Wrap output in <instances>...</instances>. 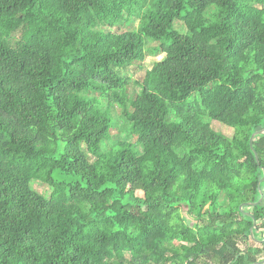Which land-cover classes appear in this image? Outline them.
I'll use <instances>...</instances> for the list:
<instances>
[{
    "label": "trees",
    "instance_id": "1",
    "mask_svg": "<svg viewBox=\"0 0 264 264\" xmlns=\"http://www.w3.org/2000/svg\"><path fill=\"white\" fill-rule=\"evenodd\" d=\"M260 128L264 0H0V264L261 262Z\"/></svg>",
    "mask_w": 264,
    "mask_h": 264
},
{
    "label": "rangeland",
    "instance_id": "2",
    "mask_svg": "<svg viewBox=\"0 0 264 264\" xmlns=\"http://www.w3.org/2000/svg\"><path fill=\"white\" fill-rule=\"evenodd\" d=\"M146 3L149 0H144ZM123 21L120 22L117 26L113 28H102L104 32L110 31L113 33H122L128 30H136L138 27L139 20L136 19L135 17L128 18L127 22V16L124 14L123 16ZM178 28H182L183 26H178ZM145 44H146V51H145V58L143 63L141 64L140 67L136 65H129L125 66L121 70H119L120 75L124 77H128L130 79V84L128 86V93L132 94L133 92L137 93L140 90V84L142 82V79L144 77V74L147 70H149L152 66V64L155 61H159L162 58V55L160 52L154 51V48L157 46L156 43L145 39ZM106 104H103V107H105ZM112 116L115 118V124L111 130V140H123L126 139L129 141L127 132L125 129V124L124 121L118 116V110H113ZM209 126L211 129H213L215 132L221 133L222 135L230 138L233 135V129L228 128L226 126H223L217 122L211 121L209 123ZM59 181L67 182V183H73V182H78V177L74 176H69V175H63L58 177ZM32 188L42 194L46 195L48 193V188L46 185L39 183V182H34L32 184ZM142 198V194L140 192H136L134 194V198L130 201L131 207L130 210L132 212H138L139 209L143 210L144 208L141 207L138 203H136V199ZM181 216L183 217L185 223L188 226H193L195 223L191 220H189L186 215L181 212ZM166 246L168 247H175L176 243L172 244H167Z\"/></svg>",
    "mask_w": 264,
    "mask_h": 264
},
{
    "label": "water",
    "instance_id": "3",
    "mask_svg": "<svg viewBox=\"0 0 264 264\" xmlns=\"http://www.w3.org/2000/svg\"><path fill=\"white\" fill-rule=\"evenodd\" d=\"M261 135H264V128H260V129H258L256 131L252 132L251 135H250V137H249V140H248L249 146L252 147V141L256 137L261 136ZM254 157H255V162L258 164L257 157L255 155H254ZM263 179H264V170H262V177H261V179L257 183V190H258V193H259V199H258V201L256 203H247V204L240 205L239 206V210L240 211L242 210V207H244V206H253V205H257V204H260L261 203V201L263 199V193H262V190L259 188V184H260V182L263 181ZM245 215L247 217L251 218V220H252V228L249 230V236L251 237L252 236V229H253V227L255 225V221L252 219V217L249 214H245ZM263 242H264V237H263L262 241H259L258 243L261 244ZM255 264H264V259L261 262L255 263Z\"/></svg>",
    "mask_w": 264,
    "mask_h": 264
}]
</instances>
